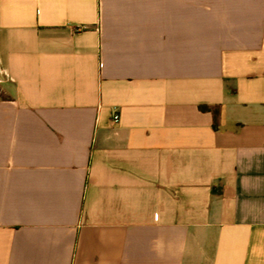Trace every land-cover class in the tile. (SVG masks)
Returning <instances> with one entry per match:
<instances>
[{
  "label": "crops",
  "instance_id": "0c3cea01",
  "mask_svg": "<svg viewBox=\"0 0 264 264\" xmlns=\"http://www.w3.org/2000/svg\"><path fill=\"white\" fill-rule=\"evenodd\" d=\"M0 264H264V0H0Z\"/></svg>",
  "mask_w": 264,
  "mask_h": 264
},
{
  "label": "trees",
  "instance_id": "16d2710c",
  "mask_svg": "<svg viewBox=\"0 0 264 264\" xmlns=\"http://www.w3.org/2000/svg\"><path fill=\"white\" fill-rule=\"evenodd\" d=\"M201 109H202V110H205V111L210 110L208 107H205V106H204V107L202 106ZM211 110H212V109H211ZM213 113H214V114L217 113V108H215V109L213 110Z\"/></svg>",
  "mask_w": 264,
  "mask_h": 264
},
{
  "label": "built area",
  "instance_id": "2783aa9c",
  "mask_svg": "<svg viewBox=\"0 0 264 264\" xmlns=\"http://www.w3.org/2000/svg\"><path fill=\"white\" fill-rule=\"evenodd\" d=\"M113 122L116 123V124L119 122V116L118 115L114 116Z\"/></svg>",
  "mask_w": 264,
  "mask_h": 264
}]
</instances>
